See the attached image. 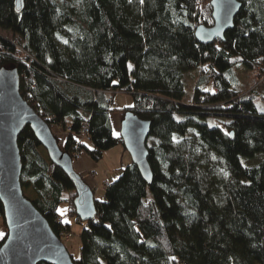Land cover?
<instances>
[{"label":"trees","instance_id":"obj_1","mask_svg":"<svg viewBox=\"0 0 264 264\" xmlns=\"http://www.w3.org/2000/svg\"><path fill=\"white\" fill-rule=\"evenodd\" d=\"M14 2L0 0V32L18 39L0 35V69H17L22 97L67 133L57 141L73 162L77 151L99 162L125 150L112 114L151 124L153 183L132 162L96 199L91 221L78 217L69 176L40 153L30 126L22 131L21 185L34 206L63 240L72 229L58 208L69 192L70 214L86 223L73 261L264 264V112L253 96L264 100V0H239L234 29L213 45L195 35L214 23L211 0H26L21 13ZM239 65L255 74L247 91L235 88ZM118 94L133 104L116 108ZM84 125L88 142L78 139ZM0 219L7 225L1 201Z\"/></svg>","mask_w":264,"mask_h":264},{"label":"water","instance_id":"obj_2","mask_svg":"<svg viewBox=\"0 0 264 264\" xmlns=\"http://www.w3.org/2000/svg\"><path fill=\"white\" fill-rule=\"evenodd\" d=\"M25 1L15 0L16 13L24 10ZM210 5L213 8L212 27L201 25L195 34L199 43L204 45L225 41L226 33L234 29L235 19L243 8L239 0H211ZM20 81L17 69H0V201L9 231L0 246V264H76L64 241L51 229L49 221L24 195L18 144L24 128L31 127L49 154L50 161L71 179L78 196L75 201L78 217L83 221L96 218V198L91 186L76 172L72 157L62 152L49 124L22 97ZM150 125L130 112L125 115L120 128L125 150L149 185L153 183L147 149Z\"/></svg>","mask_w":264,"mask_h":264},{"label":"rangeland","instance_id":"obj_3","mask_svg":"<svg viewBox=\"0 0 264 264\" xmlns=\"http://www.w3.org/2000/svg\"><path fill=\"white\" fill-rule=\"evenodd\" d=\"M0 35L3 37L9 38L10 40L11 39L18 40L15 37H13L11 33H8V32L7 33L0 32ZM233 74L236 80H238L235 88H238L242 91H247L248 89L252 88V82H253L254 75H255L252 69H249L248 67H245L242 65L235 66V68L233 69ZM187 75L196 76L198 74L197 72L192 71L191 73ZM193 78L189 77L186 80L187 81L186 82L187 83V87H186L187 99L189 100H191L194 96L193 92H194L195 82L193 81ZM260 87L264 88V85ZM253 96L255 97L254 101L256 102L258 110H260L261 112H264V100L259 96L258 97L256 95H253ZM132 104H133V98L130 95L128 96L125 94H118L117 96H114V106L116 108L118 107L125 108V107H129ZM52 132L54 133V135L57 136V138L60 141L64 139V137H66V134H67L65 132H62L60 128H55L52 130ZM39 151L44 156V158L49 159V154L47 153L46 149L40 148ZM88 158L90 157L89 156L87 157L86 155H84L82 160H85ZM93 163H95V169L93 171L97 176L94 178V180L96 181V184H98V188L95 192V189H93L92 185H89V186H91V188L95 192V195H99L100 200H101L103 198V196L101 195L105 193V190L107 189L106 185L104 184L105 181H111L113 179H117L122 174L121 170H123L127 166H130L132 164V161H131V157L129 153L126 150H124L122 146H120V147H115L113 149H110L109 152H106L104 154L103 158L100 159L99 162L93 161ZM73 164L75 165L76 172L79 173L78 170H80L81 163L79 161L78 162L74 161ZM24 195L32 201L36 199V194L33 192L32 188H25ZM64 196H65V201L59 205L58 214L68 224L71 225L72 231L70 232V234L68 233L65 234V236L63 237V241L65 243L67 250H69L70 254L72 255L73 259L75 261H78L81 259V255H82L81 248H82L83 242L81 239V234L86 227V223L85 222L79 223L77 221V218H75L73 215L70 214V207L67 202L70 197L69 192L65 193ZM151 196L152 194L150 193V197ZM6 230H7V225L4 224V221L0 219V242L5 238V235L7 233ZM77 257H79V259H77Z\"/></svg>","mask_w":264,"mask_h":264},{"label":"crops","instance_id":"obj_4","mask_svg":"<svg viewBox=\"0 0 264 264\" xmlns=\"http://www.w3.org/2000/svg\"><path fill=\"white\" fill-rule=\"evenodd\" d=\"M110 119L112 120V128L114 129L115 136H117V137L120 136V131H121L120 128H121V124H122V118L120 116V113L119 114H112ZM65 138L66 137H64V139H62L61 142H64ZM79 162L81 163L80 170H78L79 174H81L83 176V178L85 179V181L87 182L88 185H93V183L96 184V181L94 180V178L97 176L93 171L95 169V163H93V161L90 158L79 161ZM111 181H105L104 184L106 185V183H111ZM95 192H96V190H95ZM95 192H94V195H95ZM101 196H103V198H104V196H105L104 193ZM95 198L100 200L99 195H95ZM64 222L67 223L65 220H64Z\"/></svg>","mask_w":264,"mask_h":264},{"label":"built area","instance_id":"obj_5","mask_svg":"<svg viewBox=\"0 0 264 264\" xmlns=\"http://www.w3.org/2000/svg\"><path fill=\"white\" fill-rule=\"evenodd\" d=\"M55 128H59V127L55 126L54 128H52V130L55 129ZM69 130L71 131V129H69ZM81 131H82V133L79 134V136H78L79 141H82V142L83 141H86V142L90 141V137H89V134H90L89 126L88 125L82 126V130ZM83 157H84V153L77 151L75 153V155H74V158H75L74 161L78 162V161L82 160ZM92 187H93V189L97 190L98 184H94L93 183ZM106 187L107 188L110 187V184L107 183L106 184ZM59 221H62V219H59Z\"/></svg>","mask_w":264,"mask_h":264},{"label":"snow or ice","instance_id":"obj_6","mask_svg":"<svg viewBox=\"0 0 264 264\" xmlns=\"http://www.w3.org/2000/svg\"><path fill=\"white\" fill-rule=\"evenodd\" d=\"M63 214V213H62ZM77 259H79V257H77Z\"/></svg>","mask_w":264,"mask_h":264}]
</instances>
